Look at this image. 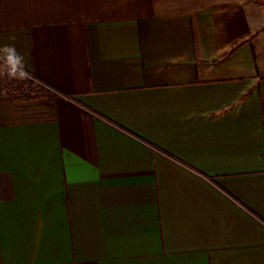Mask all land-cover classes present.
I'll list each match as a JSON object with an SVG mask.
<instances>
[{"label":"crops","instance_id":"0c3cea01","mask_svg":"<svg viewBox=\"0 0 264 264\" xmlns=\"http://www.w3.org/2000/svg\"><path fill=\"white\" fill-rule=\"evenodd\" d=\"M5 46L0 264H264V0H0Z\"/></svg>","mask_w":264,"mask_h":264},{"label":"clouds","instance_id":"9594fccd","mask_svg":"<svg viewBox=\"0 0 264 264\" xmlns=\"http://www.w3.org/2000/svg\"><path fill=\"white\" fill-rule=\"evenodd\" d=\"M28 76L23 57L16 52L14 47L5 46L0 49V79L11 82L24 80Z\"/></svg>","mask_w":264,"mask_h":264},{"label":"rangeland","instance_id":"374dc122","mask_svg":"<svg viewBox=\"0 0 264 264\" xmlns=\"http://www.w3.org/2000/svg\"><path fill=\"white\" fill-rule=\"evenodd\" d=\"M32 84L36 86L39 85L29 77L24 80H13L11 82H7L5 79H0V96L5 99L13 98L15 95L23 94Z\"/></svg>","mask_w":264,"mask_h":264},{"label":"trees","instance_id":"16d2710c","mask_svg":"<svg viewBox=\"0 0 264 264\" xmlns=\"http://www.w3.org/2000/svg\"><path fill=\"white\" fill-rule=\"evenodd\" d=\"M33 80V79H32ZM44 89L45 87L42 86V85H31L30 88H27V90H25V92L23 94H20V95H15L13 96V98H25V97H31V96H36V93L40 94V93H44ZM32 92L34 94H32ZM3 97L0 96V100H2Z\"/></svg>","mask_w":264,"mask_h":264}]
</instances>
